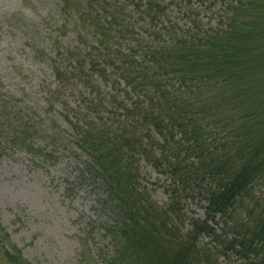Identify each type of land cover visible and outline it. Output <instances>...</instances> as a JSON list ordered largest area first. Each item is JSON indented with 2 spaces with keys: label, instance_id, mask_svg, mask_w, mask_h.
<instances>
[{
  "label": "trees",
  "instance_id": "1",
  "mask_svg": "<svg viewBox=\"0 0 264 264\" xmlns=\"http://www.w3.org/2000/svg\"><path fill=\"white\" fill-rule=\"evenodd\" d=\"M62 2L75 32L55 76L106 89L71 124L104 194L113 263L221 264L204 235L237 264H264V0H187L180 26L166 0ZM143 160L166 175L162 203L141 186ZM196 189L205 217L187 221Z\"/></svg>",
  "mask_w": 264,
  "mask_h": 264
},
{
  "label": "rangeland",
  "instance_id": "2",
  "mask_svg": "<svg viewBox=\"0 0 264 264\" xmlns=\"http://www.w3.org/2000/svg\"><path fill=\"white\" fill-rule=\"evenodd\" d=\"M166 2L169 19L179 26L187 21V0ZM204 15L211 18L210 10ZM74 32L62 0H0V264H10L5 251L12 248L17 264H114L104 194L86 177L92 160L78 144L81 129L71 124L73 110L95 107L92 95L104 88L72 83L69 74L61 81L53 71L55 55L69 52ZM161 172L140 163L141 186L159 203L166 199ZM197 189L184 204L187 221L205 217ZM197 242L213 248L221 264L239 262L210 237Z\"/></svg>",
  "mask_w": 264,
  "mask_h": 264
}]
</instances>
